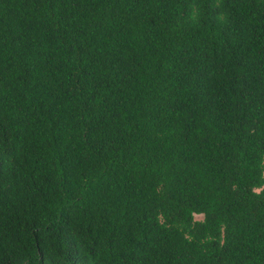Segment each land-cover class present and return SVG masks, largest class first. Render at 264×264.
Returning <instances> with one entry per match:
<instances>
[{
  "label": "trees",
  "instance_id": "16d2710c",
  "mask_svg": "<svg viewBox=\"0 0 264 264\" xmlns=\"http://www.w3.org/2000/svg\"><path fill=\"white\" fill-rule=\"evenodd\" d=\"M0 264H264V0H0Z\"/></svg>",
  "mask_w": 264,
  "mask_h": 264
},
{
  "label": "rangeland",
  "instance_id": "374dc122",
  "mask_svg": "<svg viewBox=\"0 0 264 264\" xmlns=\"http://www.w3.org/2000/svg\"><path fill=\"white\" fill-rule=\"evenodd\" d=\"M202 217H203V216L200 215V214H197V215H196V218H197V219H202Z\"/></svg>",
  "mask_w": 264,
  "mask_h": 264
}]
</instances>
